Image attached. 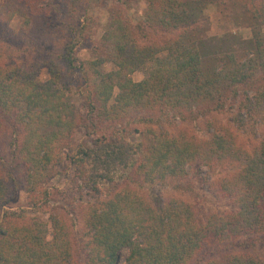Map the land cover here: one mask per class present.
Listing matches in <instances>:
<instances>
[{
  "label": "trees",
  "instance_id": "obj_1",
  "mask_svg": "<svg viewBox=\"0 0 264 264\" xmlns=\"http://www.w3.org/2000/svg\"><path fill=\"white\" fill-rule=\"evenodd\" d=\"M58 1L74 23L76 5L83 0ZM147 3L144 26L175 36L164 41L142 38L143 27L131 26L114 6L91 51L94 60L77 63L67 47L62 60L65 72L55 61L43 62L41 68L49 77L44 82L39 79V67L27 70L0 65V137L6 139L16 124L22 130L18 154L30 192L28 209L2 213L0 264H121L124 250L123 264H196L210 248L264 233V146L259 152L243 153L233 136L221 130L214 131L208 141L192 139L184 131L167 136L153 130L147 143L128 141L120 130L109 137H96L89 147L72 146L78 128L96 134L95 120L87 123L93 114L97 125H120L136 113L164 108L192 118L197 111L223 106L222 91L227 87L251 86L256 73H264V8L253 14L247 58L239 60L233 52L217 49L212 62L205 63L201 42L191 32L202 17L206 0ZM30 10L27 3L3 0L0 20L32 19ZM107 62L116 69L102 72L100 68ZM73 69L79 70L92 89L86 95V109L91 107L88 113L67 96L66 72ZM136 71L145 72L139 83L131 78ZM116 90L114 102L108 105ZM262 103L258 101L259 109ZM64 151L75 165L81 185L77 188L92 195L78 216L50 205L48 193L40 186L42 166L61 160ZM241 158L245 167L240 173L217 183L219 194L231 199V209L202 221L183 199L171 197L155 203L131 187L141 181L183 179L188 166L198 161L211 164ZM10 184L0 169V208L12 199ZM38 211L49 213L50 232L35 216ZM79 224L81 233L76 235ZM79 241L85 253L80 263L75 256ZM207 264H264V254H233Z\"/></svg>",
  "mask_w": 264,
  "mask_h": 264
},
{
  "label": "rangeland",
  "instance_id": "obj_2",
  "mask_svg": "<svg viewBox=\"0 0 264 264\" xmlns=\"http://www.w3.org/2000/svg\"><path fill=\"white\" fill-rule=\"evenodd\" d=\"M18 1L31 6L32 19L16 16L11 21L0 20V65L30 70L41 68L43 62L55 61L64 71L62 60L67 55V47L72 50L71 55L77 63L94 60L91 51L99 43L114 6H117L120 14L125 16L131 26L136 29L143 27L144 31L140 34L142 38L146 35L149 40L164 41L176 35L174 32L152 30L148 28L149 24L144 26L147 0H83L76 5L74 23L68 19L70 15L63 12L58 0ZM2 3L3 0H0V7ZM263 8L264 0H206L202 17L194 24L191 32V35L201 42L205 63L212 62L217 49L224 53L233 52L239 60L247 58L248 42L252 37L253 14L258 15ZM261 30L264 34V26ZM148 39L144 41L149 43ZM217 52L219 54V51ZM220 61V58L216 60V64ZM115 69L116 66L111 62L104 63L100 68L106 73ZM39 74L42 82L49 78L44 68H41ZM66 74L69 100L79 108L86 109L87 91L91 92L92 89L88 88L78 69L67 71ZM131 78L133 82L139 83L144 80L145 72L136 71ZM222 93L223 106L211 107L203 112L197 111L192 118H183L164 108L154 112L136 113L125 118L120 125H97L98 118L93 114L87 123L91 124V119L95 120L93 125L96 126V134L92 136L88 134V128L80 127L75 131L71 144L73 147H89L96 137H109L120 130L126 134L128 141L133 143L149 142L153 130H160L167 136L178 135L177 133L184 131L192 139L208 141L214 131L221 130L233 136L237 148L243 153L259 152L264 146V73L257 72L255 82L251 86L227 87ZM116 94L117 90L108 105L114 102ZM258 101L263 102L260 109L257 107ZM90 110L91 107L85 111L88 113ZM16 125L14 130L11 128L6 139L0 137V169L2 174L8 177L13 191L11 201L0 208V222L5 209L29 207L27 171L18 154L22 130ZM67 155L68 151H64L61 160H52L42 166L40 173L44 177L40 186L48 193L50 205L71 210L78 216L82 205L86 206L87 202L92 201V195L77 188L81 185L77 181L75 165L69 162ZM244 167L243 158L229 159L223 163L214 160L211 164L198 161L188 166L186 177L183 179H166L154 183L141 181L132 183L131 187L155 203H163L171 197L183 199L192 206L197 220L202 221L210 214H222L231 209V199L219 194L217 183L229 181ZM35 216L46 223L50 232L49 213L38 211ZM80 227L82 229V224L76 228V235H80ZM76 239L78 240L77 236ZM82 244V241H79L76 245L75 256L79 260L78 263L85 258ZM245 253L264 254V233L247 235L232 244L210 248L196 264H207L209 261L222 260L233 254ZM126 255L127 251L124 250L121 264Z\"/></svg>",
  "mask_w": 264,
  "mask_h": 264
}]
</instances>
